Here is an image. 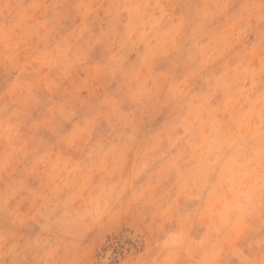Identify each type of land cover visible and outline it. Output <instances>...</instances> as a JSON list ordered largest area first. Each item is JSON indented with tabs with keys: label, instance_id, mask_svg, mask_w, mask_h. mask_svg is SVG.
I'll return each instance as SVG.
<instances>
[{
	"label": "rangeland",
	"instance_id": "rangeland-1",
	"mask_svg": "<svg viewBox=\"0 0 264 264\" xmlns=\"http://www.w3.org/2000/svg\"><path fill=\"white\" fill-rule=\"evenodd\" d=\"M0 264H264V0H0Z\"/></svg>",
	"mask_w": 264,
	"mask_h": 264
},
{
	"label": "bare ground",
	"instance_id": "bare-ground-1",
	"mask_svg": "<svg viewBox=\"0 0 264 264\" xmlns=\"http://www.w3.org/2000/svg\"><path fill=\"white\" fill-rule=\"evenodd\" d=\"M189 32V31H188Z\"/></svg>",
	"mask_w": 264,
	"mask_h": 264
}]
</instances>
